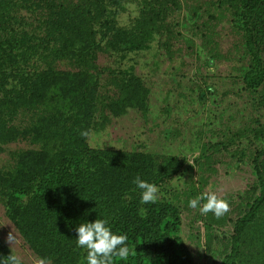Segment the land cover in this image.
I'll return each instance as SVG.
<instances>
[{"label":"rangeland","instance_id":"1","mask_svg":"<svg viewBox=\"0 0 264 264\" xmlns=\"http://www.w3.org/2000/svg\"><path fill=\"white\" fill-rule=\"evenodd\" d=\"M175 1L0 0V245L8 254L0 255L3 264H11L12 256L20 264H66L29 246L11 220L7 194L26 173L33 180L43 173L31 159L40 145L24 133L48 113L45 104L28 103L19 85L45 70L85 69L86 62L69 49L74 45L77 53L82 44L94 53L89 72L102 109L90 118L83 146L150 155L153 167L164 168L162 180L153 182L157 200L178 212L187 264H226L236 221L260 192L256 155L264 176V79L253 89L244 82L251 59L229 8L215 0ZM259 55L264 66V44ZM209 190L228 202L220 217L188 207L189 199ZM25 212L29 230L45 229L46 223L35 221L36 208ZM85 256L75 264H85ZM233 264H264V198L243 228Z\"/></svg>","mask_w":264,"mask_h":264},{"label":"trees","instance_id":"2","mask_svg":"<svg viewBox=\"0 0 264 264\" xmlns=\"http://www.w3.org/2000/svg\"><path fill=\"white\" fill-rule=\"evenodd\" d=\"M214 2L229 8L232 23L242 30L251 59L244 82L250 89L258 87L264 79V66L259 55V45L264 44V0ZM172 3L177 2L172 0ZM90 47L78 45L77 53H74L76 46L69 47L79 62H86L85 69L75 72L45 70L25 76V83L19 85L28 103L45 104L48 115L38 118L37 128L33 129L36 124H29L24 133L40 145L31 159L41 163L43 173L37 180L26 173L21 181L9 186L7 201L13 214L11 220L35 252L48 254L53 261L66 264L79 261L86 251L76 246L75 228L79 223L104 218L109 221L112 231L128 236L127 243L134 249L126 262L114 258L113 264L190 263L189 254L177 236L179 215L176 208L165 200L142 204L138 195L140 190L133 182L137 176L150 183L160 182L164 168L153 167L148 154L112 150L93 152L83 146L90 118L102 110L94 74L89 72L95 68L90 62L94 56L93 51L89 52ZM135 86L139 87L138 84ZM51 97H55L58 104L53 105L56 100ZM123 100L128 99L124 96ZM254 170L260 192L250 209L236 221L226 264H233L237 258L243 228L254 217L264 198V176L258 155L254 158ZM27 208L39 211L35 221L46 223L43 231L28 229L31 221L25 212ZM0 255H8L1 245Z\"/></svg>","mask_w":264,"mask_h":264},{"label":"clouds","instance_id":"3","mask_svg":"<svg viewBox=\"0 0 264 264\" xmlns=\"http://www.w3.org/2000/svg\"><path fill=\"white\" fill-rule=\"evenodd\" d=\"M134 184L140 190V202L142 204L155 203L158 199V186L141 179L134 178ZM203 201V203H201ZM188 207L198 209L202 215L212 213L220 217L228 211L229 205L226 199L220 198L214 191L203 192L196 197L189 199ZM75 243L78 248L86 251L84 260L86 264H113L114 258H119L121 262H126L134 249L130 248L128 236L124 233L112 231L109 221L104 218L83 223L75 228ZM11 241L13 237L8 235ZM11 264H20L15 256L9 258ZM43 264V262H39Z\"/></svg>","mask_w":264,"mask_h":264}]
</instances>
